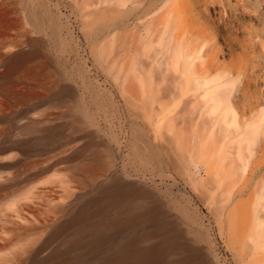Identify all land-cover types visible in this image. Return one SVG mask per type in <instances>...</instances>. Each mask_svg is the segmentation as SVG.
<instances>
[{
    "label": "bare ground",
    "instance_id": "obj_1",
    "mask_svg": "<svg viewBox=\"0 0 264 264\" xmlns=\"http://www.w3.org/2000/svg\"><path fill=\"white\" fill-rule=\"evenodd\" d=\"M133 2L81 4L93 6L82 11L85 50L127 108L73 48L67 61L82 65L72 66V79L92 103L59 96L55 104L68 109L57 118L67 123L30 120L19 134L40 132L50 148L94 128L108 142L89 135L67 166L38 172L63 188L52 206L59 216L4 246L0 264H218L215 227L236 264H264V0H157L138 17ZM29 13L56 45V17ZM40 56L36 48L8 54L6 75ZM29 72L51 88L67 79L54 68ZM101 98L117 108V123ZM28 148L19 141L0 152ZM12 158L0 168L14 166ZM7 179L0 171V183ZM11 187L0 193V209L21 213L34 186Z\"/></svg>",
    "mask_w": 264,
    "mask_h": 264
},
{
    "label": "rangeland",
    "instance_id": "obj_2",
    "mask_svg": "<svg viewBox=\"0 0 264 264\" xmlns=\"http://www.w3.org/2000/svg\"><path fill=\"white\" fill-rule=\"evenodd\" d=\"M84 1L0 0V151L8 144L19 141H28L29 147L26 151L14 149L6 151V153L0 152V159L12 156V161L8 163L14 164L10 168H0L2 176L9 178L0 183V193L12 190L11 186L16 187L27 184L34 186L32 197L22 202L21 213L17 212L15 207L5 206L0 209V252L4 246L25 232L27 228L48 225L56 221L59 216L52 209V206L59 202V193L63 188L56 181L36 178L38 172L41 170L48 171L43 173L42 176H45L67 166L68 159L75 155L74 151L77 147L87 142L86 139H90L89 135L93 136L95 144L100 143L103 146L104 142H108V139L105 140V138L99 136L94 128L71 135L68 138H61L57 145L53 144L50 148H48L49 144L41 141L42 135L40 132L19 134V128L30 120L39 121L43 127L52 123L55 125L67 123L69 118L66 117L68 116L57 118L59 114L68 109L67 104L59 105V107L55 104L56 98L59 96L70 98L73 95L80 97L87 104L92 103V101L90 103L89 94L82 88L78 87L77 89L76 83L72 79V66L81 64L74 61L73 58L67 61L68 54L71 53L73 48L76 47L79 51V58L86 60L91 77L101 83L103 87L111 89L115 93L116 99L121 101L119 106L122 109L127 108L117 89L109 81L106 82L104 75L93 67L89 52L85 50L87 42L82 26H85L86 21H83L85 16L82 11L93 10V6L81 9V4ZM155 2L157 0H134L132 3L134 17L150 12ZM29 11L37 13L40 18L42 17L45 20H47L48 15L56 17L61 26L59 40L56 45L52 43L49 37L39 34L35 30L34 23L29 18ZM20 48L26 51L36 48L41 56L27 61L23 67L17 68L11 75L7 76L4 57ZM62 48H65L66 52H62ZM33 66L36 67L39 73H43L48 68H54L60 72L64 71L67 73V79L58 80L57 86L51 88V81L47 80L45 75L33 76L30 74L29 68ZM74 77L77 78V76ZM77 82L79 83L80 80ZM106 92L108 91H105L104 88L101 89L100 96L109 101L110 98ZM104 98H101L102 103ZM103 106L117 123L118 120L114 115L117 108L110 103H103ZM93 107V110H95L96 106ZM47 114H50V120L46 117ZM21 164H30V167L22 169L23 167L19 166ZM20 169L22 174L18 175ZM204 210L206 211V209ZM211 237L216 245V253L219 257L218 264H236L228 239L223 238L216 227ZM6 264H26V262L15 260Z\"/></svg>",
    "mask_w": 264,
    "mask_h": 264
}]
</instances>
